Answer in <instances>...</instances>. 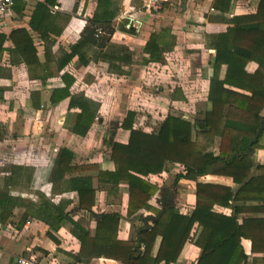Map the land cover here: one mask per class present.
I'll return each mask as SVG.
<instances>
[{"label":"crops","instance_id":"1","mask_svg":"<svg viewBox=\"0 0 264 264\" xmlns=\"http://www.w3.org/2000/svg\"><path fill=\"white\" fill-rule=\"evenodd\" d=\"M39 1L43 0H17L10 11L0 13V34L6 36L0 51V87L4 89L0 102V212H10L5 222L0 221V264H17L19 258L29 256L40 264H86L74 259L81 243L72 231V221L81 222L94 236L97 219L104 213L119 212L123 216L119 238L123 240L135 238L142 222L126 218L127 182L119 185L121 201L111 203L108 193L98 188L96 170L62 173L56 169L59 148L67 146L74 151L71 166L98 164L102 170H113L105 139L114 135L115 140L128 141L130 132L121 128L128 110L136 111L133 124L145 131L156 130L169 114L193 122L203 118L212 108L209 92L217 48L227 45L232 19L256 13L258 0H169L152 11L143 9L145 0H106L100 6L98 0H57L48 22L49 38L40 37L29 25ZM97 7L117 9L111 41L128 46L133 62L123 64L122 72H115L106 60L91 58L84 65L75 56L59 70V60L69 51V45L79 41L86 19L93 17ZM131 25L135 33L123 29ZM19 28L28 30L43 66L29 65L21 52L8 50L15 48L10 34ZM162 28L170 30L175 45L163 54L162 61H147L149 55L143 47L152 33ZM96 51L93 48L89 55L92 57ZM258 59L253 55L248 72L257 69ZM226 72L227 66L223 65L219 78L223 79ZM64 73L75 79L71 93L83 92L100 104L101 122L96 120L85 137L70 131L78 108L69 109V98L52 100L53 91L65 87ZM218 143L219 138H215V150ZM261 143L263 147L254 151V159L264 164V135ZM181 170L178 164L168 163L162 173L149 176L161 186L150 201L152 205L162 208L164 189H171L175 203L168 202V208L175 206L183 214L192 212L196 181L182 178L174 184ZM88 175L96 189L92 211L81 208L78 192L70 188L69 182L72 177ZM199 181L238 187L227 176L209 174ZM216 209L227 215L232 212L230 208ZM60 211L68 215L61 217V222L57 219ZM249 216L264 217V213L243 212L238 219ZM160 240L159 237L155 249ZM242 244L252 257L251 240L243 238ZM201 252L199 246L188 241L172 264H196ZM88 264L121 262L101 257Z\"/></svg>","mask_w":264,"mask_h":264},{"label":"trees","instance_id":"2","mask_svg":"<svg viewBox=\"0 0 264 264\" xmlns=\"http://www.w3.org/2000/svg\"><path fill=\"white\" fill-rule=\"evenodd\" d=\"M104 1L98 0V6L105 5ZM56 3L57 0H43L36 4L29 25L40 37L49 38L51 23L48 22ZM117 14L114 7H97L93 17L86 19L79 41L69 45V51L59 60V70L75 56L84 65L91 58L106 60L115 72H122L123 64L132 63L129 47L111 41ZM232 23L227 45L219 46L216 51L215 74L209 92L212 108L203 118L193 122L181 115L169 114L156 130L145 131L133 124L136 111L128 110L121 124L122 129L130 132L128 141L115 140L114 135L105 139L113 170H102L98 164L71 166L74 151L67 146L59 148L56 169L62 173L96 170L98 188L108 193L109 202L121 201L119 185L127 182L126 218L142 222L135 238L123 240L119 238L123 218L119 212L104 213L97 219L94 236L81 222L72 221V231L81 243L80 251L74 256L76 262L88 264L95 258L105 257L119 260L121 264H172L191 241L202 250L196 264H264V217L238 219V214L243 212L264 213V164L254 159V151L263 147L264 130L258 140L251 143L264 120V0H258L256 13L236 16ZM123 29L135 33L132 25ZM10 38L15 48L8 50L21 52L29 65L43 66L27 29H14ZM5 39L6 36L0 34V51ZM175 41L167 28L152 33L143 47V52L149 55L147 61H162L163 54L173 49ZM93 48L97 51L91 57L89 53ZM255 54L259 56L258 67L248 72L247 65ZM223 65L227 66V72L220 79ZM62 77L65 87L55 89L52 100L59 102L69 98V109L78 108L73 113L70 131L85 137L96 120L101 122L100 104L83 92L71 93L74 77L67 73ZM3 91L0 87V102ZM215 138H219L218 150L214 149ZM168 163L182 167L174 184L182 178L196 181V205L186 214L170 206L147 228L146 222H152L151 217L162 210L150 202L159 194L161 186L149 176L162 173ZM255 167L257 172L250 177ZM209 174L230 177L238 187L199 181ZM69 182L70 188L78 192L81 208L92 211L96 202L92 176L72 177ZM217 207L230 208L232 212L227 215ZM142 210L152 214L145 215ZM9 214L0 212V221L5 222ZM67 216L60 211L57 219L61 222V217ZM159 237L161 240L155 249ZM243 238L251 240L252 257L244 250Z\"/></svg>","mask_w":264,"mask_h":264},{"label":"built area","instance_id":"3","mask_svg":"<svg viewBox=\"0 0 264 264\" xmlns=\"http://www.w3.org/2000/svg\"><path fill=\"white\" fill-rule=\"evenodd\" d=\"M17 0H0V13H7L10 11ZM169 0H145L143 9L146 11L158 10L165 2ZM17 264H40L34 256L21 257Z\"/></svg>","mask_w":264,"mask_h":264},{"label":"water","instance_id":"4","mask_svg":"<svg viewBox=\"0 0 264 264\" xmlns=\"http://www.w3.org/2000/svg\"><path fill=\"white\" fill-rule=\"evenodd\" d=\"M215 61L216 59L214 58V62ZM263 130H264V120L261 121V126L259 127L258 132L256 136L254 137V139L251 141V143L256 142L258 140ZM255 171H256V167L253 169L252 173L250 174V177L255 174ZM245 182H247V180H245L244 183ZM164 190L166 191V193L162 195L161 202H160L162 206V210L156 216L151 217L152 222H149V221L146 222L147 228H151L152 224L158 221L159 218L168 210V202L173 203V204L175 203V199H174L175 193L173 192V190L171 189H164Z\"/></svg>","mask_w":264,"mask_h":264},{"label":"rangeland","instance_id":"5","mask_svg":"<svg viewBox=\"0 0 264 264\" xmlns=\"http://www.w3.org/2000/svg\"><path fill=\"white\" fill-rule=\"evenodd\" d=\"M117 121H119V120H117ZM117 121H116V122H117ZM116 122L114 123V125H116V124H117ZM108 127H109V125H108ZM217 147H218V144H217ZM214 149H215V146H214Z\"/></svg>","mask_w":264,"mask_h":264}]
</instances>
